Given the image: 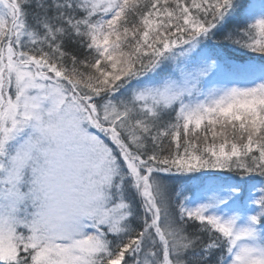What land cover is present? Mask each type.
Returning <instances> with one entry per match:
<instances>
[{
    "label": "snow or ice",
    "instance_id": "6c2138e0",
    "mask_svg": "<svg viewBox=\"0 0 264 264\" xmlns=\"http://www.w3.org/2000/svg\"><path fill=\"white\" fill-rule=\"evenodd\" d=\"M0 264H264V0H0Z\"/></svg>",
    "mask_w": 264,
    "mask_h": 264
},
{
    "label": "rangeland",
    "instance_id": "374dc122",
    "mask_svg": "<svg viewBox=\"0 0 264 264\" xmlns=\"http://www.w3.org/2000/svg\"><path fill=\"white\" fill-rule=\"evenodd\" d=\"M258 2V1H257Z\"/></svg>",
    "mask_w": 264,
    "mask_h": 264
},
{
    "label": "trees",
    "instance_id": "16d2710c",
    "mask_svg": "<svg viewBox=\"0 0 264 264\" xmlns=\"http://www.w3.org/2000/svg\"><path fill=\"white\" fill-rule=\"evenodd\" d=\"M258 1V0H257Z\"/></svg>",
    "mask_w": 264,
    "mask_h": 264
}]
</instances>
